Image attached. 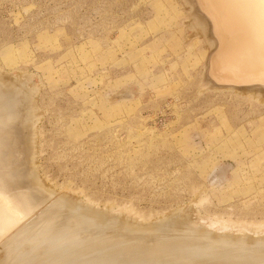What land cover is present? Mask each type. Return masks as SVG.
Segmentation results:
<instances>
[{
  "label": "rangeland",
  "instance_id": "rangeland-1",
  "mask_svg": "<svg viewBox=\"0 0 264 264\" xmlns=\"http://www.w3.org/2000/svg\"><path fill=\"white\" fill-rule=\"evenodd\" d=\"M189 1L0 0V150L12 189L34 199L22 226L35 237L42 211L65 206L74 216L92 205L108 220L105 234L74 230L61 252L81 256L84 243L90 258L197 237L206 245L219 234L264 242V97L206 77L212 49L188 28L197 13ZM259 85L237 86L264 92Z\"/></svg>",
  "mask_w": 264,
  "mask_h": 264
},
{
  "label": "bare ground",
  "instance_id": "bare-ground-1",
  "mask_svg": "<svg viewBox=\"0 0 264 264\" xmlns=\"http://www.w3.org/2000/svg\"><path fill=\"white\" fill-rule=\"evenodd\" d=\"M193 1L195 2L196 6L200 8L199 10L205 11V15L207 14V17L211 19V22H213L212 23L213 24V36H214L213 38L215 40H213L212 38H211L212 40L210 39L212 35L211 33L208 32L209 26L207 28L205 21H203V18H201L199 15L200 13L193 14V11H191L192 8L191 10L189 8V10L192 13V15L191 13L190 15L193 17L192 20L190 19V22L188 25L189 30L193 32V34H195L196 36H199L200 38L202 37L203 42L205 39L206 43L204 44H206V49L207 48L212 49L206 55V69H207L205 71L206 77L209 75L214 79L216 78V81L218 82L228 83L235 90H238L236 89L238 88L237 85H249V84L264 85V0H193ZM189 2L187 3L190 4L191 2L190 3ZM189 6L193 7L192 4ZM205 15H203V17ZM204 19L206 20V18ZM208 33L210 34V36L208 35ZM261 85L259 86L262 87ZM209 86L211 87L212 85H209L207 82V79H205L204 87H209ZM5 87L6 86L0 83L1 93L8 89V88L6 89ZM223 87L224 86H222V88ZM222 88L221 90L223 89L233 90V88L231 87H225L223 89ZM246 91H244L246 94L251 92L253 95H258L257 96L258 98L262 97L263 99L264 97L263 96L264 92H262L260 88H254V89H251L250 91H247V92ZM3 96H4V93L2 97ZM7 100L8 99H6V102L8 103ZM9 107H12V106H10L9 104ZM11 117L14 118V116H11ZM27 121H31V120H27ZM34 126H32L30 138L34 135L33 131L36 130L34 129L36 126L35 127ZM31 139L30 141H32V144L34 145L35 142H33L34 140H31ZM0 140H2L1 137H0ZM4 141L5 140L3 139L1 142L4 143ZM34 146H33V151H34ZM26 150L27 151L17 152L19 153L20 156L18 155V158L15 157L13 159L14 164L19 162L18 160L21 159V154L25 156H29L27 154L30 151H28V149ZM1 152L4 153L3 150H0V153ZM2 153L1 155L3 156H0V240H2L3 242V240L7 238L8 236H10L11 239L6 243L8 244V246L5 252H3L4 254L2 253L3 254L2 255L0 253V255L3 257V258L0 257V264H117L118 263L117 261H120V264H245L244 261L249 256H250V259L252 257L255 261H257L258 264H264V260H263L264 254L262 255V253L264 252V247L262 248L261 244H259L260 240L257 241L259 245L257 243L255 244V246L247 245L246 240L243 238V236H240V235L234 237L233 235L223 236V234H219L222 236L215 237L212 242L208 240L209 242L206 243V245L201 243L202 240L201 242L196 243V241L198 240V237L196 235L197 239H194V241L196 240L195 243H193L194 242L192 240L193 238L192 239L189 238L191 239L190 241L188 240L184 241V239L183 240L181 239V242L180 240H178L176 241L177 243L172 242V244L165 243L166 241H161L157 243L158 245L153 243L157 247L156 246L153 247V245L152 247L150 245L144 246V247L142 246L140 250H138L133 245V243H126L124 244L123 247H120L119 252L112 253V254H100L96 257H90V258L89 257L86 258V255H85L87 254L89 245L84 244V243L77 244V246L79 245L85 246L81 250V253H82L80 254L81 256H78V257L77 255L74 256L75 254L72 253V249L68 253L67 252L68 248L67 250L63 249L61 252V249H62L61 246H63V244L67 241L68 238H71L70 234L74 230L79 231L83 228L90 230L91 228V231L96 230V229L100 231L99 229H102L100 233H102L103 231V234H105L104 230L107 227L106 225H108L107 224L108 220L104 217V213H102L99 210H96L95 209L96 207L92 208L91 207L92 205L88 204L90 205L89 207L82 208V209L80 208L83 213H81L79 209L81 214L79 213L78 215L76 214L78 209L75 211L74 210L75 207H73L69 203L67 205L66 210H71L73 207L72 209L73 211H70V212L71 213L75 212L77 216V217H74L75 214L74 216L73 214L72 215L70 214L71 216H73V219H71L70 215L67 214V211L65 213V209H64L66 208L65 206L62 208L64 210L63 212L65 213V215L61 209L55 211L53 208L52 212L49 210L51 213L48 211H46V213L42 211L43 213L41 212V214L40 213L38 214V216L40 215L42 219L39 218L41 222L39 223L36 230L38 229L42 230L43 235L41 236V238L35 237L34 232H33V227L31 225L22 226L23 224H28L24 222L27 221L28 217L32 213L31 211H33L32 210L34 208L33 204H35L34 199L33 197L32 198L24 197L23 195L16 194L15 190L12 189L11 182L9 183L8 179L4 177L5 155H7V153L5 152L6 153L5 155ZM30 179L33 182L34 178L33 179L30 178ZM36 182L38 184L40 182L41 184V181L39 180V178H37ZM50 193L49 195H51ZM29 204L32 205V208L28 207ZM63 205H65V203ZM43 209H45V207ZM38 210H42V209H38ZM61 212L63 213L64 216L69 215L70 218L68 217L67 219L66 217H63ZM33 218L36 219L33 216L31 217L32 221L34 220ZM160 220L163 221L165 219L163 218ZM149 224H152V223H149ZM148 225L144 227H140L141 231L148 233L149 231H152L154 229ZM180 226L181 225H179V228ZM211 227L207 228L205 226V229L208 230ZM92 228H96V229H92ZM199 228H202V227H199ZM59 229L62 230L61 231L62 235L61 234L59 235V233H57ZM238 231H242V230L239 229ZM94 232L93 231L90 233L88 232L87 236H90V234ZM100 233H98V235ZM114 235H115V232H114ZM209 235L211 236V234ZM82 236L84 237V235H81V237ZM159 237H161V235ZM199 237H202V236L199 235ZM208 237L206 239H208ZM206 239L205 241H207ZM153 241H156V240H153ZM222 241H225V243H222ZM147 242H150V240L149 241L147 240ZM260 242L263 243L262 245H264V242L262 240ZM150 244H152V242H150ZM227 245H229V248L234 247V245H238L237 247L238 248L242 247V249L243 247L245 249L249 248L248 250L251 252V254L248 250L247 251L249 253L246 252V250L244 249L243 250L245 251V253L241 251V249H236V250L243 252L245 255L246 253L248 255L250 254L249 256L246 255L247 257H242V253L241 255L239 254L240 252L236 254V252H238L236 250L233 252L235 254H233L231 251L230 253H228L229 250H227V247H228ZM220 246H222V248L226 246V250L228 252L227 251H226L227 253L225 251L223 252L225 247L222 250ZM250 246L254 248V249L251 248L252 250H254V252L250 250ZM232 249L230 248V250ZM172 251L174 253L176 251L175 257H172L171 255L173 253ZM178 253L180 255H177ZM61 254H63V256H60ZM138 255H141V256H138ZM177 256H179V258H177ZM250 259L248 258L247 260H250ZM252 262L253 261L250 260V263L254 264Z\"/></svg>",
  "mask_w": 264,
  "mask_h": 264
},
{
  "label": "water",
  "instance_id": "water-1",
  "mask_svg": "<svg viewBox=\"0 0 264 264\" xmlns=\"http://www.w3.org/2000/svg\"><path fill=\"white\" fill-rule=\"evenodd\" d=\"M191 1V3L196 7V10H197V13H199V11H198V7L196 6V4H195V2L193 1V0H190ZM205 18V17H204ZM253 88H256V86L255 87H251V86H243V87H238L237 89H245V90H251V89H253Z\"/></svg>",
  "mask_w": 264,
  "mask_h": 264
}]
</instances>
